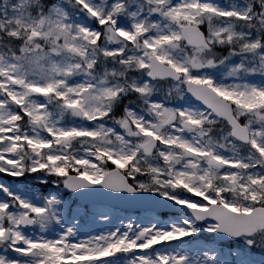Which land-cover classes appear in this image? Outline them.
Returning <instances> with one entry per match:
<instances>
[{
    "label": "snow or ice",
    "instance_id": "obj_1",
    "mask_svg": "<svg viewBox=\"0 0 264 264\" xmlns=\"http://www.w3.org/2000/svg\"><path fill=\"white\" fill-rule=\"evenodd\" d=\"M0 174V264H264V0H0Z\"/></svg>",
    "mask_w": 264,
    "mask_h": 264
},
{
    "label": "rangeland",
    "instance_id": "obj_2",
    "mask_svg": "<svg viewBox=\"0 0 264 264\" xmlns=\"http://www.w3.org/2000/svg\"><path fill=\"white\" fill-rule=\"evenodd\" d=\"M3 181V180H1ZM73 208H79V211H80V214L81 215H86L88 220L91 221V215H92V212L95 211L96 208H104V207H107V206H101V205H90L88 206L87 208H85V206L83 205H79V204H73ZM109 208V207H107ZM155 214L151 213V212H148V213H141L139 216H134L136 218H146V217H151ZM127 213H116V212H113V223H116L118 224L119 223V220L120 219H127ZM162 219H165L166 217L164 216H161ZM85 231H88V229H85ZM234 247V245H232ZM226 247V246H225Z\"/></svg>",
    "mask_w": 264,
    "mask_h": 264
},
{
    "label": "water",
    "instance_id": "obj_3",
    "mask_svg": "<svg viewBox=\"0 0 264 264\" xmlns=\"http://www.w3.org/2000/svg\"><path fill=\"white\" fill-rule=\"evenodd\" d=\"M79 199L81 201H84V202L85 201H101V202H107V203H115L116 201H122L120 203H124V202H128L129 203V202L134 201V200L126 199L124 197L112 196V195H102V196H94V197H85V198H79ZM138 200H142V198H139ZM143 207L144 208L152 207L151 201L148 200Z\"/></svg>",
    "mask_w": 264,
    "mask_h": 264
}]
</instances>
